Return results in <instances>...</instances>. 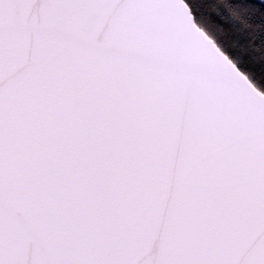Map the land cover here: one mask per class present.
Returning a JSON list of instances; mask_svg holds the SVG:
<instances>
[{
    "label": "snow or ice",
    "instance_id": "obj_1",
    "mask_svg": "<svg viewBox=\"0 0 264 264\" xmlns=\"http://www.w3.org/2000/svg\"><path fill=\"white\" fill-rule=\"evenodd\" d=\"M241 3L0 0V264H264V0Z\"/></svg>",
    "mask_w": 264,
    "mask_h": 264
},
{
    "label": "water",
    "instance_id": "obj_2",
    "mask_svg": "<svg viewBox=\"0 0 264 264\" xmlns=\"http://www.w3.org/2000/svg\"><path fill=\"white\" fill-rule=\"evenodd\" d=\"M20 13V9L16 4L9 5L3 15L8 20H14ZM78 79L77 70L72 67L63 69L53 80V88L71 87L75 85ZM247 161L243 157H236L228 160L222 165L223 173L216 178V196L223 201L232 195L242 194V176Z\"/></svg>",
    "mask_w": 264,
    "mask_h": 264
},
{
    "label": "trees",
    "instance_id": "obj_3",
    "mask_svg": "<svg viewBox=\"0 0 264 264\" xmlns=\"http://www.w3.org/2000/svg\"><path fill=\"white\" fill-rule=\"evenodd\" d=\"M247 13L244 10V7L241 3V0H236L235 9L233 12V15L239 17L246 15ZM248 27L246 23H241L237 28L236 31L243 34L245 28ZM231 44L233 47H240V37H237L236 39L231 40Z\"/></svg>",
    "mask_w": 264,
    "mask_h": 264
}]
</instances>
